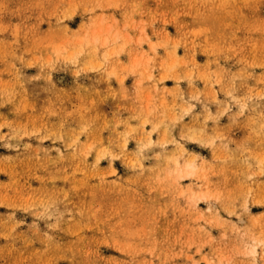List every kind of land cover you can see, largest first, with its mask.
Wrapping results in <instances>:
<instances>
[{"label":"rangeland","instance_id":"rangeland-1","mask_svg":"<svg viewBox=\"0 0 264 264\" xmlns=\"http://www.w3.org/2000/svg\"><path fill=\"white\" fill-rule=\"evenodd\" d=\"M0 264H264V0H0Z\"/></svg>","mask_w":264,"mask_h":264},{"label":"bare ground","instance_id":"bare-ground-1","mask_svg":"<svg viewBox=\"0 0 264 264\" xmlns=\"http://www.w3.org/2000/svg\"><path fill=\"white\" fill-rule=\"evenodd\" d=\"M195 164H194V161H188L185 164L180 165L179 160H178L176 171L179 177L187 178V177L194 176L196 174V168H197Z\"/></svg>","mask_w":264,"mask_h":264}]
</instances>
